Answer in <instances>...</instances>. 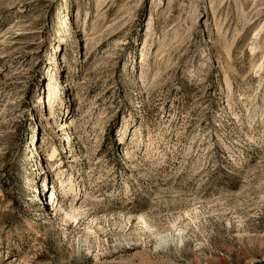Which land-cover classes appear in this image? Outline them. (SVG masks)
Instances as JSON below:
<instances>
[{
	"label": "rangeland",
	"instance_id": "obj_1",
	"mask_svg": "<svg viewBox=\"0 0 264 264\" xmlns=\"http://www.w3.org/2000/svg\"><path fill=\"white\" fill-rule=\"evenodd\" d=\"M0 264H264V0H0Z\"/></svg>",
	"mask_w": 264,
	"mask_h": 264
},
{
	"label": "bare ground",
	"instance_id": "obj_2",
	"mask_svg": "<svg viewBox=\"0 0 264 264\" xmlns=\"http://www.w3.org/2000/svg\"><path fill=\"white\" fill-rule=\"evenodd\" d=\"M66 122H67V121H66ZM66 122H65V123H66ZM65 123H64V124H65ZM65 125H67V124H65ZM50 156L53 157L52 153H51ZM69 185H70V187H72V186H73V182L70 181V182H69ZM52 188H54V187H52ZM62 191L65 192V191H66L65 188H62ZM74 200H75L74 198H72V199L69 200V205H70L71 207H74V206H75V205H73ZM159 238L161 239V237H159Z\"/></svg>",
	"mask_w": 264,
	"mask_h": 264
}]
</instances>
